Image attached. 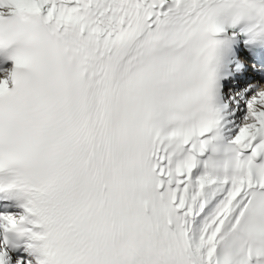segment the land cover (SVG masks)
I'll list each match as a JSON object with an SVG mask.
<instances>
[{
	"label": "snow or ice",
	"instance_id": "snow-or-ice-1",
	"mask_svg": "<svg viewBox=\"0 0 264 264\" xmlns=\"http://www.w3.org/2000/svg\"><path fill=\"white\" fill-rule=\"evenodd\" d=\"M0 264H264V0H0Z\"/></svg>",
	"mask_w": 264,
	"mask_h": 264
}]
</instances>
